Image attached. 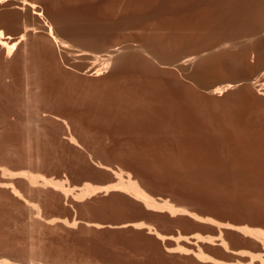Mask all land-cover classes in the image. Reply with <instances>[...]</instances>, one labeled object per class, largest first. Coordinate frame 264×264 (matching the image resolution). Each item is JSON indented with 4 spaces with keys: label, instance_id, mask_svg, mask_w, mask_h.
<instances>
[{
    "label": "rangeland",
    "instance_id": "obj_1",
    "mask_svg": "<svg viewBox=\"0 0 264 264\" xmlns=\"http://www.w3.org/2000/svg\"><path fill=\"white\" fill-rule=\"evenodd\" d=\"M24 1L39 6L42 18ZM263 4H0L5 34L16 40L31 28L17 55L9 57L0 48V183L11 177L19 191L15 195L12 187H0V263L215 264L200 261L192 252L205 249L228 263L250 264L255 257L251 264H264L262 243L235 229L264 230V37L256 31L264 19ZM17 20L22 30L14 28ZM48 22L73 50L52 42ZM246 28L255 29L252 38ZM224 44L230 49L208 50ZM118 47L119 55L98 75L96 65L102 59L82 54L103 55ZM203 50L211 55L206 57ZM195 54L199 59L179 65ZM225 78L235 86L213 94V81ZM108 167L124 172L126 179L131 175L160 209L147 208L123 191L76 198L87 185L115 184ZM32 171L60 186L30 189ZM221 233L232 250L245 253H229L219 241L210 245L195 236Z\"/></svg>",
    "mask_w": 264,
    "mask_h": 264
},
{
    "label": "bare ground",
    "instance_id": "obj_2",
    "mask_svg": "<svg viewBox=\"0 0 264 264\" xmlns=\"http://www.w3.org/2000/svg\"><path fill=\"white\" fill-rule=\"evenodd\" d=\"M7 1H9V0H0V4H5V2H7ZM23 1V0H22ZM263 1V0H262ZM25 2V1H24ZM251 2V1H250ZM256 2V1H255ZM259 2V1H258ZM25 4H27V5H30L33 9H35V10H33V14H35V16L37 15L38 17H41V16H43L44 14H43V12L42 11H38L37 9V7H39V6H37L35 3H31V2H25L23 5H25ZM252 4H253V2H252ZM258 5H261V3H257ZM22 5V6H23ZM264 5V4H263ZM19 6V5H18ZM255 6H257L256 4H255ZM260 7V6H259ZM262 7V6H261ZM23 8V7H22ZM21 8V9H22ZM37 8V9H36ZM264 8V7H263ZM257 9H258V7H257ZM259 9H261V8H259ZM258 9V10H259ZM37 10V11H36ZM3 17V16H2ZM1 17V18H2ZM42 18V17H41ZM15 20H16V18H15ZM238 20H240V19H238ZM20 21V20H19ZM18 20L16 21V24H15V27L14 28H16L17 30H18V28L20 27V29H21V26H19L18 28H17V26L19 25L17 22H19ZM236 22V21H235ZM20 23V22H19ZM49 23V22H48ZM234 23V22H233ZM238 23H240L239 21L237 22V24ZM18 24V25H17ZM236 24V23H235ZM47 26H48V34H49V38L51 39V40H53L52 42H54V44H56V46L57 47H59V48H64V49H72L73 50V48H72V46H71V44L70 43H68L67 41H65V40H63L62 38H60V36H59V33H58V29H56V27L53 25V24H51V23H49V24H47ZM30 28V27H29ZM28 27H26L24 30H23V32H22V34L19 36V37H17V39L15 40L14 39V37H12V35L10 36V35H7V33L5 34V32H4V30L3 29H0V48L3 50V49H5V52H6V54H7V56L9 55V57H10V55L12 56L13 54L15 55V53L17 52V50L19 51V47H20V45H21V42L23 41V40H25L27 37H29L31 34L29 33V31H30V29H29ZM19 29V30H20ZM247 29V28H246ZM22 30V29H21ZM239 30V29H238ZM244 30V29H243ZM249 32L251 31V30H253V29H247ZM255 30V29H254ZM254 30L252 31V32H254ZM240 31V30H239ZM256 31H257V34H261L262 36L261 37H264V19H262L261 20V23H260V25H259V27L256 29ZM256 31H255V33H256ZM32 32V31H31ZM37 32V31H36ZM35 32V33H36ZM252 32H250V34H248L249 36L248 37H250L251 36V34H255V33H252ZM239 33V32H238ZM245 33H246V30H245ZM248 33V32H247ZM246 33V34H247ZM30 34V35H29ZM242 34V33H241ZM243 34H244V32H243ZM29 35V36H28ZM253 35H252V37H253ZM41 37H43V36H41ZM246 37V36H245ZM244 36H243V38H245ZM252 37H250V38H252ZM259 37H260V35H259ZM240 38V37H239ZM45 39V38H44ZM47 40H48V38H46ZM46 39H45V41H46ZM254 39V38H253ZM244 40V39H243ZM246 40H247V37H246ZM45 41H43V42H45ZM242 41V40H241ZM249 41V40H248ZM42 42V41H41ZM42 42V45L44 44ZM49 42V41H48ZM239 42V41H238ZM46 43V42H45ZM237 43V42H236ZM245 43V42H244ZM244 43H242V44H244ZM249 43V42H248ZM41 44V43H40ZM39 44V45H40ZM50 44H52V43H50ZM238 44V43H237ZM24 45H25V43H24ZM53 45V44H52ZM52 45H51V47H52ZM228 45L229 44H224V45H222L221 47L220 46H218L216 49H215V47H214V49L213 48H211V49H208V50H211V52H212V50H213V53H215V52H218L219 50L218 49H220V50H225V49H227V48H229L228 47ZM241 45V44H240ZM246 45V44H245ZM27 46V45H26ZM41 46V45H40ZM45 46V45H44ZM49 46V45H48ZM24 47V46H23ZM47 46H45V48H46ZM51 47H49L50 49H51ZM54 47H55V45H54ZM53 47V48H54ZM127 47V46H126ZM234 47V46H233ZM22 48V47H21ZM44 48V49H45ZM122 48V47H121ZM125 48V47H124ZM232 48V47H231ZM239 48V47H238ZM24 49V48H23ZM27 49V48H26ZM39 49H40V47H39ZM120 48L118 47V48H115V49H112V50H109V51H107V52H103V53H105V54H94V53H91L90 51L89 52H86V51H81L82 52V54H84V56L85 55H87V56H91L93 59H96V60H100V59H102L100 62L101 63H99V65L97 64V63H95V64H97L96 65V70H95V73H96V75H98V74H101L103 71H105V70H108V68H109V66H110V64H111V62L114 60V58H116L115 56H118L119 54V50ZM133 49V48H132ZM230 49V48H229ZM25 50V49H24ZM41 50V49H40ZM127 50V49H126ZM141 50V49H140ZM143 50V49H142ZM208 50H206V52L204 51V53H205V55H206V57H207V54H208V56H209V54L211 55V52L210 51H208ZM218 50V51H217ZM51 51V50H50ZM54 51H55V48H54ZM58 51V50H57ZM70 51V50H69ZM88 51V50H87ZM125 51V50H124ZM123 51V52H124ZM131 51H135L134 49L133 50H131ZM203 51L202 52H200V53H203ZM3 52V51H2ZM1 52V53H2ZM41 52V51H40ZM43 52V51H42ZM53 52V51H52ZM122 52V51H121ZM18 53V52H17ZM17 53H16V55H17ZM100 53V52H99ZM125 53V52H124ZM128 53V52H127ZM144 53V52H143ZM146 53V52H145ZM203 53V54H204ZM212 53V54H213ZM3 54H5V53H2V55ZM118 54V55H117ZM1 55V56H2ZM13 55V56H14ZM50 55H53V54H50ZM204 55V56H205ZM4 56V55H3ZM54 56V55H53ZM56 56V55H55ZM83 56V55H82ZM203 55L201 54V56L199 55V57H202ZM203 56V57H204ZM197 57H198V54H197ZM196 54H195V56L194 55H192V56H188V57H186V58H183V59H181L180 60V62H179V65H181V66H187V65H190V63H192L193 61H195L196 60ZM8 58V57H7ZM92 58H90V59H92ZM205 58V57H204ZM3 59V58H2ZM27 59H28V57H27ZM51 59V58H50ZM195 59V60H194ZM197 59H199V58H197ZM5 60H7V59H5ZM5 60H3V61H5ZM52 61V60H51ZM53 61H54V58H53ZM93 64V63H92ZM263 66V69L262 70H264V65H262ZM35 67V66H34ZM33 68V67H32ZM92 69V68H91ZM111 69V68H110ZM32 70H34V69H32ZM37 70V69H36ZM35 71V70H34ZM38 72V71H37ZM93 72V71H92ZM108 72V71H107ZM93 74V73H92ZM104 74V73H103ZM94 76V75H93ZM226 79V78H225ZM215 81H213V83H214ZM232 82H233V80H232ZM231 82V80L230 79H226V80H218L217 82H215L214 84L212 83V81H211V85H213V90H212V92H213V94H222L224 91H227V90H229L230 88L232 89V87L233 86H235V85H233V83H235V82H233L232 83ZM238 83V82H237ZM237 86V85H236ZM260 86V85H259ZM263 87H264V85H263ZM230 91V90H229ZM228 92V91H227ZM263 93V92H262ZM48 116V115H47ZM59 116V115H58ZM60 117H61V115H60ZM65 117V116H64ZM42 118V117H41ZM56 118V117H55ZM69 118V117H68ZM65 120H66V118H64ZM235 119V118H234ZM38 120V119H37ZM42 120H40V121H38V122H41ZM45 121V120H44ZM63 121V120H62ZM68 121H69V119H68ZM72 122H73V120H71ZM70 121V122H71ZM235 121V120H234ZM65 122V121H64ZM63 122V123H64ZM69 122V123H70ZM71 122V123H72ZM233 122V121H232ZM237 121H235L234 123H236ZM42 123V122H41ZM41 123H39V125L41 124ZM43 123H45V122H43ZM67 123V122H66ZM238 123V122H237ZM38 124V123H37ZM239 124V123H238ZM38 125V126H39ZM42 125V124H41ZM45 125V124H44ZM66 125V124H65ZM65 125L63 126V128H65ZM73 125H74V123H73ZM233 126H235V124L233 125ZM42 127V126H41ZM67 127V126H66ZM69 127V126H68ZM43 128V127H42ZM41 128V129H42ZM71 128H73V126L71 125V127H70V129ZM76 128V127H75ZM39 130H40V128H39ZM61 130L63 131V129H62V127H61ZM72 130V129H71ZM77 130V129H76ZM64 131H66L65 129H64ZM67 132V131H66ZM76 132V131H75ZM71 133V132H70ZM72 133L73 134H75L73 131H72ZM67 134L66 135V137L69 135L70 136V139H71V141L73 142V141H75L76 139H75V135L77 134H75V135H73V134ZM82 133V132H81ZM79 136V135H78ZM81 137V139H82V137H83V133H82V136H80ZM68 140H69V138H68ZM82 140H84V139H82ZM82 140H80V141H82ZM77 141V140H76ZM75 141V142H76ZM79 143V142H78ZM83 143V142H82ZM74 144V143H73ZM77 144V143H76ZM79 145V144H78ZM39 154V153H38ZM33 155H35V154H33ZM40 155V154H39ZM38 155V156H39ZM38 156H34V157H38ZM30 157H32V155H30ZM33 157V158H34ZM30 159V158H29ZM40 159V158H39ZM33 160V159H32ZM36 160L38 161V159L36 158ZM34 161V160H33ZM30 162V161H29ZM32 164V161L30 162V166H32L31 165ZM101 165H102V163H101ZM33 166L35 167L36 165H34L33 164ZM38 167V166H37ZM107 167V166H106ZM36 168V167H35ZM103 168H105V167H103ZM109 168V167H108ZM107 168V169H108ZM1 169V168H0ZM3 169V168H2ZM110 169V168H109ZM4 170V169H3ZM6 170V169H5ZM8 170V169H7ZM35 170H37V169H35ZM111 171H113L114 172V174H115V177L119 180V182L118 183H115V184H113V185H111L110 184V186H107V187H96V186H89V185H87V187L85 188L84 187V189H82L81 191H80V193H77L78 195L76 196V198H78L79 200L80 199H85V198H88V197H91V196H94V195H98V194H102V193H105V194H109V193H113V191H123V192H129V193H131L132 195H134L135 197H137L139 200H141L143 203H144V205L147 207V208H150V209H160L159 208V206L156 204V202L155 201H153L154 199H152V198H150L149 197V195L147 194V192L141 187V184L138 182V181H136V180H134V179H132L131 178V175H128V179H126L125 178V174H124V172H117V171H115V170H113V169H110ZM26 171V170H25ZM28 171V170H27ZM2 172H4V171H2ZM24 172V171H23ZM33 172V171H32ZM31 172V173H32ZM6 173V172H5ZM8 173V172H7ZM6 173V174H7ZM10 173V172H9ZM11 173H13V171L11 172ZM10 173V174H11ZM18 173V172H17ZM30 173V174H31ZM33 173L35 174V175H33ZM32 174H31V176H29L28 178H29V182H30V186H29V188L33 185V187L35 186H41V188H44V187H42V185H44L45 187H48L49 185H50V187L51 186H55V187H53V188H56V187H58V186H60L59 184H58V182L59 181H51V179L49 180L48 178H46L45 176H43V175H37L35 172H33ZM3 174V173H2ZM8 175V178L11 176V175ZM16 174V173H15ZM19 174H21V172L19 171ZM29 174V173H28ZM5 175V174H4ZM25 176L27 175V174H24ZM1 176V175H0ZM12 176H17V175H13L12 174ZM21 176H23V174H21ZM25 176H23V177H25ZM28 176V175H27ZM3 177V176H2ZM4 178H5V176H4ZM11 178V177H10ZM4 179V181L2 182V183H0V187H6V189L7 188H9V187H12L13 186V184L15 183V181H13L14 183H12V181H11V179ZM115 178V179H116ZM6 180V181H5ZM8 180H10L9 182H8ZM113 180V179H112ZM17 181V180H16ZM18 181H20L19 179H18ZM28 181H26V182H28ZM24 182V181H23ZM18 183V182H17ZM61 183V182H60ZM22 185H23V183H21ZM62 184V183H61ZM17 185V184H16ZM23 186H27V185H23ZM22 186V187H23ZM62 186H63V184H62ZM61 186V187H62ZM65 186V185H64ZM64 186H63V188H64ZM24 188V187H23ZM29 188H28V191L30 192V190H29ZM32 188V187H31ZM30 188V189H31ZM3 189V188H2ZM12 189L14 190V193L16 192L17 193V195H19L18 193H19V191H18V189L17 188H15V187H12ZM11 189V190H12ZM20 189V188H19ZM35 189V188H34ZM33 189V190H34ZM59 189V188H58ZM61 189V188H60ZM23 190H25V189H23ZM64 190V189H63ZM21 191V190H20ZM57 191V190H56ZM61 191V190H60ZM68 191L66 190V193H67ZM70 192V191H69ZM68 192V193H69ZM16 193H15V195H16ZM22 193V192H21ZM27 193V192H26ZM130 194V195H131ZM21 195V194H20ZM22 196H23V194H22ZM30 204H34V203H30ZM168 203H166V205H167ZM165 205V206H166ZM35 207H37L38 208V206H37V204L35 203V205H34ZM32 207V206H31ZM170 207V206H169ZM163 208V207H162ZM166 208V207H165ZM36 209V208H35ZM39 209L40 208H38V215H39V218H40V215H41V210L39 211ZM169 210H170V208H169ZM175 210V209H174ZM173 209H171V211L170 212H172L173 213V211H174ZM37 211V210H36ZM175 212L177 213L178 211H176L175 210ZM36 213V212H35ZM43 214V213H42ZM43 217V216H42ZM40 219H42V218H40ZM48 222H50V220H48ZM52 222V221H51ZM54 222V221H53ZM136 224V226H144V224L143 223H141V224H138V223H135ZM93 225H95V224H93ZM104 225V224H103ZM123 225V224H122ZM129 225V224H128ZM133 225V224H132ZM146 225V224H145ZM226 225V224H225ZM92 226V225H91ZM96 226H98V227H102V225H96ZM111 226V225H110ZM113 226V225H112ZM111 226V227H112ZM124 226V225H123ZM135 226V225H134ZM221 226V225H220ZM224 226V225H223ZM227 227H230L231 226V224L228 226V225H226ZM249 226V225H248ZM105 227H107V225L105 226ZM104 227V228H105ZM110 227V228H111ZM117 227V226H116ZM119 228H121V226H119ZM123 228V227H122ZM126 228H128V227H126ZM221 228V227H220ZM222 228H225V227H222ZM230 228H232V227H230ZM238 228V229H237ZM235 227V229L236 230H238V231H240V233H242L243 232V234L244 235H246L247 237H251V239L252 238H255L256 240L258 239V241H260V243H262V246H260V251L262 250L263 252H264V230L263 229H255V228H250V227ZM99 229V228H98ZM114 229V228H113ZM115 229H117V228H115ZM233 229V228H232ZM118 230V229H117ZM220 230V229H219ZM231 230V229H230ZM223 231V230H222ZM227 231H228V229H227ZM224 233V232H223ZM198 239H199V241L201 240V242H205V243H210V245L211 244H216V242L217 241H219V244H218V242H217V244L218 245H220L221 247H223L227 252L229 251V253H230V251H232V253H236V254H238L239 255V253H240V255L243 253H245V251H240V252H237V250L235 251V250H232V247L230 248V246H229V243L227 242V241H225L224 239H223V236H222V233L221 234H219V235H217L216 237H213V236H202V235H195ZM196 244V243H195ZM203 244V243H202ZM259 245V244H258ZM180 246V245H179ZM196 246H197V244H196ZM181 247V246H180ZM203 247V246H202ZM177 248H178V246H177ZM198 248H200L201 249V247H198ZM205 248V247H204ZM258 248V247H257ZM176 249V248H175ZM185 249H188V248H185ZM179 250H180V248H179ZM178 250V251H179ZM203 250V249H202ZM202 250H198V252H195V249H194V251H192V250H190V251H192L193 253H194V256H196L200 261H202V262H212V263H215V264H242V262L241 263H235V262H232V263H228V262H225V261H221V260H217V259H215V258H213V256H210V254H207V253H205V249H204V252L202 251ZM183 250H181V252H182ZM187 251V250H186ZM186 251H184V252H186ZM189 251V252H190ZM197 251V250H196ZM239 251V250H238ZM189 252H187L186 254H188ZM190 253V254H193V253ZM248 252V251H247ZM250 253V252H249ZM248 254V253H247ZM253 255V254H252ZM243 256H248V255H243ZM249 256H250V254H249ZM256 256V255H255ZM260 256V255H259ZM259 256H258V258L257 259H259ZM264 256V255H263ZM261 257H262V254H261ZM252 259V258H251ZM254 259H255V257H253V261L251 260V262L253 263L254 262ZM7 260V259H6ZM260 260H261V258H260ZM262 260H264V259H262ZM8 261V260H7ZM7 261H5V259H4V261L2 262V263H0V264H9ZM1 262V261H0ZM251 262H250V264H251ZM264 262V261H263ZM256 264V263H255Z\"/></svg>",
    "mask_w": 264,
    "mask_h": 264
},
{
    "label": "water",
    "instance_id": "obj_3",
    "mask_svg": "<svg viewBox=\"0 0 264 264\" xmlns=\"http://www.w3.org/2000/svg\"><path fill=\"white\" fill-rule=\"evenodd\" d=\"M118 182H119V180L117 179L116 183H118Z\"/></svg>",
    "mask_w": 264,
    "mask_h": 264
},
{
    "label": "trees",
    "instance_id": "obj_4",
    "mask_svg": "<svg viewBox=\"0 0 264 264\" xmlns=\"http://www.w3.org/2000/svg\"><path fill=\"white\" fill-rule=\"evenodd\" d=\"M112 230H114V229H112ZM115 230H117V229H115Z\"/></svg>",
    "mask_w": 264,
    "mask_h": 264
}]
</instances>
